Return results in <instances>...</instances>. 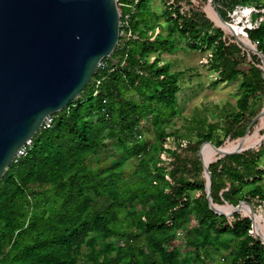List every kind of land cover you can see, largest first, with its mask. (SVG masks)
<instances>
[{
	"label": "trees",
	"instance_id": "1",
	"mask_svg": "<svg viewBox=\"0 0 264 264\" xmlns=\"http://www.w3.org/2000/svg\"><path fill=\"white\" fill-rule=\"evenodd\" d=\"M152 1L120 0L132 37L0 178V264H207L210 249L264 264V0ZM179 40L215 85L239 81L195 139L167 132L184 72L161 55Z\"/></svg>",
	"mask_w": 264,
	"mask_h": 264
},
{
	"label": "water",
	"instance_id": "2",
	"mask_svg": "<svg viewBox=\"0 0 264 264\" xmlns=\"http://www.w3.org/2000/svg\"><path fill=\"white\" fill-rule=\"evenodd\" d=\"M119 39L117 0H0V178L45 119L81 95Z\"/></svg>",
	"mask_w": 264,
	"mask_h": 264
},
{
	"label": "rangeland",
	"instance_id": "3",
	"mask_svg": "<svg viewBox=\"0 0 264 264\" xmlns=\"http://www.w3.org/2000/svg\"><path fill=\"white\" fill-rule=\"evenodd\" d=\"M151 7L157 13L163 10L161 0H153ZM177 47L178 49L172 54L161 55L162 60L170 65L171 71L184 72L180 79L181 91L177 96L178 114L167 127V132L177 131L195 139L198 132L208 130L211 123L221 122L224 116L236 108L240 97L239 81L215 85L216 74L203 65L207 54L186 48L182 40H179ZM217 134L223 137L222 132ZM144 137L154 142L152 132H145ZM261 165L264 168V156ZM125 168L131 171L133 163H127ZM262 184L264 186V180ZM191 222L189 227L192 228L195 222L193 220ZM184 235V232H179L174 244L180 247L179 244L184 240ZM210 253V256L203 253L207 264H229L230 261L226 258L227 251L216 253L210 249Z\"/></svg>",
	"mask_w": 264,
	"mask_h": 264
},
{
	"label": "built area",
	"instance_id": "4",
	"mask_svg": "<svg viewBox=\"0 0 264 264\" xmlns=\"http://www.w3.org/2000/svg\"><path fill=\"white\" fill-rule=\"evenodd\" d=\"M138 1L139 0H135V3H137ZM117 2H118L119 11H120V6L129 7L132 10L134 9V6H132V5H125V4L120 3V0H117ZM129 27H130V15L129 14L128 15H122L120 13V36H123L126 39H129L130 37H132V32L129 29ZM121 28H122V31H121ZM107 67H108L107 62L103 60L99 63L97 70H99V69L105 70ZM97 84H100V82H97ZM97 94H98V91H95L94 95H97ZM52 126H53V115L49 116L45 119V121L42 125V128L48 129V128H51ZM31 145H32V140H30L24 147H22L18 151V153L15 157V160H14L15 163L19 162V160L21 158L26 156Z\"/></svg>",
	"mask_w": 264,
	"mask_h": 264
},
{
	"label": "bare ground",
	"instance_id": "5",
	"mask_svg": "<svg viewBox=\"0 0 264 264\" xmlns=\"http://www.w3.org/2000/svg\"><path fill=\"white\" fill-rule=\"evenodd\" d=\"M243 209V208H242ZM246 210V209H245Z\"/></svg>",
	"mask_w": 264,
	"mask_h": 264
}]
</instances>
